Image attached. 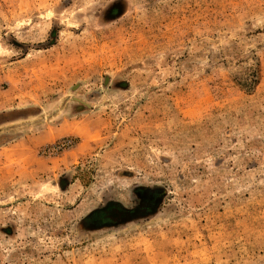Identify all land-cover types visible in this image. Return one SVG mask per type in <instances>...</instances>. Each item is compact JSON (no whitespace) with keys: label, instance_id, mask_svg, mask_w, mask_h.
I'll use <instances>...</instances> for the list:
<instances>
[{"label":"rangeland","instance_id":"1","mask_svg":"<svg viewBox=\"0 0 264 264\" xmlns=\"http://www.w3.org/2000/svg\"><path fill=\"white\" fill-rule=\"evenodd\" d=\"M0 264H264V0H0Z\"/></svg>","mask_w":264,"mask_h":264}]
</instances>
